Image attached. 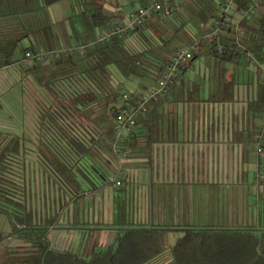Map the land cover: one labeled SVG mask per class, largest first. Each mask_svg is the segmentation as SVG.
I'll return each mask as SVG.
<instances>
[{
  "label": "trees",
  "instance_id": "1",
  "mask_svg": "<svg viewBox=\"0 0 264 264\" xmlns=\"http://www.w3.org/2000/svg\"><path fill=\"white\" fill-rule=\"evenodd\" d=\"M62 1L69 0H0V15L21 18L37 15L44 21L42 29L46 31L51 29L48 9ZM222 1L185 0L181 9H174L168 18L154 15V19L133 34L140 49L130 47L127 38L114 37L110 42L86 49L84 54L75 52L67 58L34 61L28 68L22 66L26 77L46 97L40 100L34 94L39 108V137L35 143L25 137L0 133V264H152L167 251L172 264H264V204L259 208L258 222L231 230L183 229L184 236L174 247L167 244V230L147 228L122 230L114 246L87 258L78 252L50 247L47 241L49 229L60 224L61 206L82 193L81 176L88 177V170L103 179L114 174L112 145L117 132L111 107L115 99L123 93L142 95L156 88L177 50L214 31L215 22L223 17ZM262 1L257 16L241 22L238 37L235 27L228 24L225 33L212 44L202 42V51L194 59L204 54L222 64L241 66L245 65L249 52L257 64L264 65ZM248 2L239 0L237 9L245 8ZM71 3L77 4L73 5L69 21L78 45L97 40L101 32L124 20L121 14L107 12L104 0H71ZM148 3L139 0L141 6ZM5 5L8 9L3 8ZM16 43L5 44L11 50L10 54H0V69L21 60L13 53ZM28 51L23 52V58ZM116 72L125 82L136 83L138 89L115 86ZM233 82L234 79L224 82L225 93L232 92ZM257 86V97L249 104L248 113L264 122V83ZM162 102L150 104L148 113L138 122V126L147 124L148 134L158 132L161 127L162 114L157 110ZM30 143L34 146L31 150L26 148ZM28 155H33L40 167L46 192L43 188L41 192L35 191L40 188H34V178H29V185L26 183L24 159ZM261 162L264 165V159ZM36 198L40 199L38 205L43 202L44 211L36 206ZM114 203V226L126 227L124 196L119 194ZM4 224L8 229H4ZM12 239L24 241V251L7 246Z\"/></svg>",
  "mask_w": 264,
  "mask_h": 264
},
{
  "label": "crops",
  "instance_id": "2",
  "mask_svg": "<svg viewBox=\"0 0 264 264\" xmlns=\"http://www.w3.org/2000/svg\"><path fill=\"white\" fill-rule=\"evenodd\" d=\"M104 2L107 12L123 15L121 24L141 6L139 0ZM183 2L173 0V6L181 9ZM73 5L71 0L54 3L48 9L51 29L46 31L37 15H0V54H10L5 44L14 41L13 53L21 59L0 72L22 70L28 49L55 51L77 45L69 21ZM245 62L247 66L222 64L202 54L181 72L157 110L162 114L159 131L148 134L147 124L139 125L121 144L120 157L113 155L114 174L108 178L89 170L88 177L80 175L83 191L61 206L60 224L48 232L50 247L87 258L114 246L122 230L163 229L169 241L177 234L183 237V229L231 230L258 222L264 204V179L259 183L258 175H264V165L259 168L256 140L264 122L249 114L248 107L257 97V85L264 83V65ZM114 76L115 86L138 89L117 72ZM233 79L232 92L225 93L224 82ZM30 156L24 159L26 172L35 179L34 188L42 189L40 167ZM116 175L122 182L117 188L109 183ZM119 194L126 203V227L114 226ZM172 261L167 251L152 264Z\"/></svg>",
  "mask_w": 264,
  "mask_h": 264
},
{
  "label": "built area",
  "instance_id": "3",
  "mask_svg": "<svg viewBox=\"0 0 264 264\" xmlns=\"http://www.w3.org/2000/svg\"><path fill=\"white\" fill-rule=\"evenodd\" d=\"M248 4L243 9L238 8L239 0H223L221 5L222 20L215 22L214 31L211 34L203 36L196 42L189 46L177 50L170 58V63L167 66L164 75L159 81L156 88L143 93L142 95L136 92H128L119 95L114 105L111 107V114L114 118V124L116 125V138L113 143V151L115 157H120L123 153L121 144L133 135L138 127V122L143 115L149 111V105L157 103L166 99L169 94L170 86L176 84L179 81L180 73L187 69L193 62L198 53L202 51V42L206 41L212 44L216 40V37L225 33V26L231 24L235 27L237 37L241 30L239 25L242 21H251L259 13L263 6L262 0H248ZM148 5L140 6L135 11L127 14L126 21L123 24L116 25L112 29L104 30L97 40L90 42L87 45H75L70 49H56L55 51L45 50H29L25 58L22 61L24 68L31 67L34 61L44 62L49 59L67 58L73 55L75 52H81L84 54L86 49L94 48L98 44H104L110 42L112 38H130L135 32L144 26L146 23L154 19V15L161 14L163 17H170L174 14V9L179 10V7H174L171 0H148ZM223 49L219 51L222 54ZM246 60L252 64H257L255 57L251 53L247 52ZM264 123L262 130L258 137L256 154L260 159L259 168L262 169V162L264 159ZM264 179V175L260 172L258 175V182L260 183ZM109 183L113 186L121 187L122 182L119 180L118 175L109 179Z\"/></svg>",
  "mask_w": 264,
  "mask_h": 264
},
{
  "label": "rangeland",
  "instance_id": "4",
  "mask_svg": "<svg viewBox=\"0 0 264 264\" xmlns=\"http://www.w3.org/2000/svg\"><path fill=\"white\" fill-rule=\"evenodd\" d=\"M171 3L174 4L173 0ZM174 18L178 19V16H174ZM127 41L130 47L140 49L136 37L127 38ZM43 93L37 88L31 78L26 77L22 70L12 69L0 72V133L25 137L35 143L39 137L37 121L39 108L34 94L37 95L38 99L44 100ZM31 157L33 158V155ZM26 176V183L29 185L33 176L29 172H27ZM38 190L40 191L41 189H35V191L39 192ZM43 190L46 192L45 186ZM49 193L51 196L52 192L50 191ZM36 199V206L44 211L43 202L38 205L40 199ZM4 227V229H8L5 224ZM179 237H181L179 234L175 238L173 236L170 237L169 241L167 240V244L170 247H174ZM7 246L20 252L24 251V247H26L21 240L15 239H12Z\"/></svg>",
  "mask_w": 264,
  "mask_h": 264
}]
</instances>
